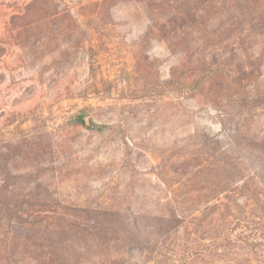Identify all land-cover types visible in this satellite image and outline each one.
Returning a JSON list of instances; mask_svg holds the SVG:
<instances>
[{"label":"rangeland","instance_id":"rangeland-1","mask_svg":"<svg viewBox=\"0 0 264 264\" xmlns=\"http://www.w3.org/2000/svg\"><path fill=\"white\" fill-rule=\"evenodd\" d=\"M0 264H264V0H0Z\"/></svg>","mask_w":264,"mask_h":264}]
</instances>
